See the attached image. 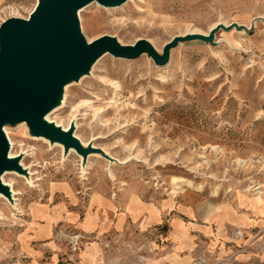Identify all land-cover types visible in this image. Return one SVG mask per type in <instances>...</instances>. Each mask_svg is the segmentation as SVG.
<instances>
[{
    "label": "rangeland",
    "instance_id": "374dc122",
    "mask_svg": "<svg viewBox=\"0 0 264 264\" xmlns=\"http://www.w3.org/2000/svg\"><path fill=\"white\" fill-rule=\"evenodd\" d=\"M36 3L0 0V24L12 16L28 17ZM79 18L88 41L104 34L124 44L146 38L159 51L175 35L207 33L220 22L254 25V31L220 29L214 45L181 42L165 66L147 53L133 59L107 53L91 75L66 86L50 120L66 127L75 122L86 145L93 141L124 163L96 153L85 161L74 150L65 156L61 144L32 136L25 124L6 127L13 154L24 153L28 175L5 176L13 202L0 197V264H31L21 236L35 222L31 208L56 210L66 198L62 192L53 195L57 181L73 183L81 196L96 184L116 190L130 182L144 186L147 195L198 191L223 199L264 193V0H128L115 8L94 2ZM52 230L54 248L67 244L65 256L58 261L56 254L55 261L68 262L64 234L84 233L62 221ZM52 255L45 249L43 260ZM260 257L257 264H264V253Z\"/></svg>",
    "mask_w": 264,
    "mask_h": 264
},
{
    "label": "crops",
    "instance_id": "0c3cea01",
    "mask_svg": "<svg viewBox=\"0 0 264 264\" xmlns=\"http://www.w3.org/2000/svg\"><path fill=\"white\" fill-rule=\"evenodd\" d=\"M51 187L53 195L62 192L66 198L54 206L56 210L44 205L34 212L31 208L35 222L21 236L22 249L30 255L31 264H59L54 257L57 254L59 261L67 244L54 248L51 233L61 221L92 238L79 250L77 262L63 264H132L120 261L127 256L128 243L145 244L149 259L144 264H194L205 256H210L213 264L234 259L257 264L264 253L260 250L264 193L223 199L207 198L198 191L194 196L187 192L180 196L147 195L144 186L130 182L116 190L96 184L87 196H81L69 181H57ZM236 230L244 235L236 236ZM107 240L112 244L110 249L104 245ZM33 242L45 245L36 249ZM149 246L154 250L149 251ZM45 249L53 254L49 261L43 260Z\"/></svg>",
    "mask_w": 264,
    "mask_h": 264
},
{
    "label": "water",
    "instance_id": "95a60500",
    "mask_svg": "<svg viewBox=\"0 0 264 264\" xmlns=\"http://www.w3.org/2000/svg\"><path fill=\"white\" fill-rule=\"evenodd\" d=\"M94 1L118 7L128 0H37L28 17L12 16L0 24V193L11 202L13 192L3 182L2 174L28 173L21 163L24 153L15 157L9 154L11 144L5 131L8 126L25 124L32 136L62 144L65 156L73 149L85 161L96 153L110 162L124 163L93 145V141L86 145L76 136L74 123L66 130L47 119L62 104L66 86L91 75L105 54L133 59L147 53L155 64L165 66L171 50L181 42L202 40L214 45L220 29L245 27V31H254V25L220 22L207 33L175 35L162 51L146 38L124 44L115 35L104 34L88 41L81 29L79 12Z\"/></svg>",
    "mask_w": 264,
    "mask_h": 264
},
{
    "label": "built area",
    "instance_id": "2783aa9c",
    "mask_svg": "<svg viewBox=\"0 0 264 264\" xmlns=\"http://www.w3.org/2000/svg\"><path fill=\"white\" fill-rule=\"evenodd\" d=\"M235 233L236 236L244 235L241 230H236ZM64 236L66 237L68 245L70 246L67 261L68 263L77 262L78 261L77 253L84 246V244L92 240V238L87 234H82L81 232H77L75 234H64ZM104 245L108 249L112 248V244L108 240L105 241ZM145 247H146L145 244L128 243L126 245L127 256L121 258L120 261L125 262L129 260L130 262H132V264H144L149 259L148 257L149 255H147L146 252L144 251ZM148 250L153 251L154 249L149 246ZM222 263L223 262H218L217 264H222ZM194 264H213V263L210 259V256H205L199 258Z\"/></svg>",
    "mask_w": 264,
    "mask_h": 264
},
{
    "label": "bare ground",
    "instance_id": "6f19581e",
    "mask_svg": "<svg viewBox=\"0 0 264 264\" xmlns=\"http://www.w3.org/2000/svg\"><path fill=\"white\" fill-rule=\"evenodd\" d=\"M94 2H97V1H94ZM94 2H92V3H94ZM109 8H115V7H109ZM82 10V9H81ZM216 26V25H215ZM52 112H50L48 115H47V119L48 120H50V114H51ZM50 121H52V120H50ZM75 124V129H77V124L75 123V122H72V124ZM57 125H59V126H62V125H60V124H58V123H56ZM72 124H70L68 127H66V126H62L64 129H66V130H68L69 128H70V126L72 125ZM5 131H6V133H7V136H8V138L10 137L9 136V133H8V131H7V129L5 128ZM75 132H76V130H75ZM76 134V133H75ZM77 136V135H76ZM38 138H41V137H38ZM9 141H10V144H11V149H10V156L11 157H15V156H19V155H15V154H13V152H12V149H13V143H12V141H11V139L9 138ZM58 144H60V143H58ZM62 145V144H61ZM70 150H73V149H70ZM13 171H5L3 174H2V180H3V182L7 185V186H9V188L12 190V184H10V183H8V182H6L5 181V176L6 175H8V174H10V173H12ZM2 196V193H0V197Z\"/></svg>",
    "mask_w": 264,
    "mask_h": 264
}]
</instances>
